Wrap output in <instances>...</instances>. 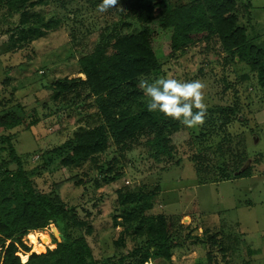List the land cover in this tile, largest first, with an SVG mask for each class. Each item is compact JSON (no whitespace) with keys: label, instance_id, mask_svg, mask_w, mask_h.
<instances>
[{"label":"rangeland","instance_id":"rangeland-1","mask_svg":"<svg viewBox=\"0 0 264 264\" xmlns=\"http://www.w3.org/2000/svg\"><path fill=\"white\" fill-rule=\"evenodd\" d=\"M101 2L50 0L47 8H37L42 34L29 33L24 39L20 31L27 32L29 25L20 26L21 11L6 0L0 4V115L13 112L23 120L11 130L0 127V133L14 134L15 151L35 188L59 196L85 222L74 236L87 239L99 264L130 261L120 260L124 249L116 244L123 230L116 221H124L128 208L140 219L163 214L175 223L178 245L172 260L152 256L147 264H216L215 255L227 264H264V88L258 71L224 51L216 37L170 56L168 48H159L161 70L146 78L201 80L206 85V121L194 128L182 124L171 136V155L156 152L147 135L139 133L87 160L58 165L53 149L103 118L94 98L56 105L51 99L54 81L84 77L78 69L82 55L108 36L141 28L128 15L135 0H120L121 7L104 13L98 11ZM236 2L240 25L264 46V0ZM248 3L251 20L245 15ZM48 22L50 29L45 27ZM33 115L41 120L27 129ZM2 144L0 164L10 163L15 170L8 144L0 140ZM142 196L150 197L152 208L142 209ZM138 223L133 222L134 228ZM53 225L30 232L41 242L42 233L49 236L40 253L61 241ZM23 241L33 251L28 235ZM125 241L130 248L151 251L146 235L127 236Z\"/></svg>","mask_w":264,"mask_h":264},{"label":"trees","instance_id":"trees-1","mask_svg":"<svg viewBox=\"0 0 264 264\" xmlns=\"http://www.w3.org/2000/svg\"><path fill=\"white\" fill-rule=\"evenodd\" d=\"M2 2L4 0H0V4ZM49 2L6 0V5L16 6L21 11L20 26L29 25L27 32L20 31V39L29 33L41 32L37 27L43 24L42 14L37 8H47ZM130 5L128 15L135 18L141 28L129 34L108 36L93 51L82 55L78 59V69L84 77L54 81L51 99L56 105L63 102V107H66L94 98L103 118L102 123L89 127L53 149L60 167L87 160L139 133L147 135V142H152L156 152L171 155V136L182 128V123L159 111H148L149 97L139 86L141 80L160 72L159 48H168L167 56H170L216 37L224 51L234 58L245 59L252 69L258 71L259 84L264 88V46L255 43L246 27L240 25L236 0H135ZM247 6L245 15L251 20L252 4ZM45 27L50 29L51 22ZM40 120L39 115H33L26 128ZM22 122L13 112L0 115V127L4 131L20 126ZM13 137V133H0L1 142L8 144L11 161L17 164L15 170L8 167L10 163L0 164L1 264H99L87 239L83 235L74 236V231L83 227L85 222L59 196L35 188L15 151ZM2 146L0 150L4 149ZM248 173L251 171L236 176ZM142 197V209L152 208L150 197ZM132 199L139 202L136 196ZM126 212L123 222L116 221L117 225H123L116 241L124 249L120 260L130 259L125 264H145L152 256H162L171 261L172 250L178 245L174 239L177 229L173 218L158 214L140 219L135 209L128 208ZM135 220L139 223L134 228ZM51 224L59 230L61 241L43 253L32 251L23 237ZM143 235L148 237L151 251L141 252L138 247L127 246V236ZM220 251L223 254L222 246ZM18 252L29 254L28 259L23 261ZM214 258L216 264H227L223 256L221 260L216 255Z\"/></svg>","mask_w":264,"mask_h":264},{"label":"clouds","instance_id":"clouds-1","mask_svg":"<svg viewBox=\"0 0 264 264\" xmlns=\"http://www.w3.org/2000/svg\"><path fill=\"white\" fill-rule=\"evenodd\" d=\"M97 7L104 13L110 8L121 7V4L120 0H102ZM139 86L149 97L148 111H159L189 128L204 125L207 117L206 85L201 80L182 81L167 77L149 82L144 79Z\"/></svg>","mask_w":264,"mask_h":264},{"label":"bare ground","instance_id":"bare-ground-1","mask_svg":"<svg viewBox=\"0 0 264 264\" xmlns=\"http://www.w3.org/2000/svg\"><path fill=\"white\" fill-rule=\"evenodd\" d=\"M238 196H240V195L238 194ZM207 203H209V202L207 201ZM209 205H208V207H209ZM219 209H220V207H219ZM56 233H57V231H56ZM32 234L33 233H29L28 236L31 239V243L33 245V251L38 252V253L44 251V249H45L44 244L45 243H49V241H50L49 236L47 235V233H42L40 235V237L42 239V242L36 236H34ZM18 254L21 256L23 261H26L28 259V254L27 253L18 252Z\"/></svg>","mask_w":264,"mask_h":264},{"label":"water","instance_id":"water-1","mask_svg":"<svg viewBox=\"0 0 264 264\" xmlns=\"http://www.w3.org/2000/svg\"><path fill=\"white\" fill-rule=\"evenodd\" d=\"M54 226V225H53ZM53 228H55V227H53Z\"/></svg>","mask_w":264,"mask_h":264},{"label":"built area","instance_id":"built-area-1","mask_svg":"<svg viewBox=\"0 0 264 264\" xmlns=\"http://www.w3.org/2000/svg\"><path fill=\"white\" fill-rule=\"evenodd\" d=\"M146 264H147V262H146Z\"/></svg>","mask_w":264,"mask_h":264}]
</instances>
